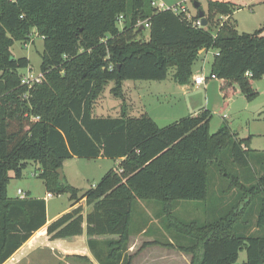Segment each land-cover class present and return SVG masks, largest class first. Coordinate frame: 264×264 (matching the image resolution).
<instances>
[{
	"label": "trees",
	"instance_id": "trees-1",
	"mask_svg": "<svg viewBox=\"0 0 264 264\" xmlns=\"http://www.w3.org/2000/svg\"><path fill=\"white\" fill-rule=\"evenodd\" d=\"M151 2L0 0V264L46 223L44 198L7 195L10 178H21L30 162L38 165L47 193L66 191L72 201L47 225L48 236L84 232L98 264L132 263L127 249L135 200L160 202L166 226L188 238L143 246L190 253V264H239L242 250V264H264V156L252 153L250 135L238 137L227 123L209 132L207 109L163 126L146 112L92 113L108 81L120 95L125 79L162 80L172 69L174 82L185 84L200 52L208 50H216L210 74L223 80L224 97L234 94L233 83L247 99L256 95L251 83L264 76V25L239 33L231 15L242 5L207 0L206 24L195 26L197 10L175 13ZM32 33L43 41L41 78L28 86L20 72L29 59L13 57L11 46L30 40ZM227 149L230 167L223 159ZM253 155L262 159L258 173L250 166ZM72 157L119 162L79 195L57 173ZM211 165L228 181L222 190L233 189L231 201L211 220L170 222L178 200L207 198ZM82 199L89 206L85 215L76 205ZM71 257L93 264L85 256Z\"/></svg>",
	"mask_w": 264,
	"mask_h": 264
},
{
	"label": "rangeland",
	"instance_id": "rangeland-1",
	"mask_svg": "<svg viewBox=\"0 0 264 264\" xmlns=\"http://www.w3.org/2000/svg\"><path fill=\"white\" fill-rule=\"evenodd\" d=\"M196 1L200 3V9L206 10L207 0ZM233 1L242 5L233 13V20L237 23L236 29L239 33H251L264 25V0ZM155 3H162L166 6L184 4L190 15L197 10L193 6V0H155ZM42 51V38L35 33H32L31 40L15 41L12 44L13 57H27L30 62L28 68L21 70V78H26L29 75L32 78H41L39 66ZM215 53L216 50L200 52L198 59L193 63L191 78L185 84L174 82L172 69L162 80L125 79L121 85L120 95L112 92L115 83L108 81L96 98L92 113L95 116H119L125 111L131 116H138L140 113L146 112L158 125L163 126L198 110L207 109L210 113L209 132H215L222 124L227 123L238 137L250 135L252 153L264 156V76L252 80L251 87L256 92L252 99H247L237 83H233L234 94L224 97L221 89L223 80L208 77L210 62ZM196 76H207L208 79L202 86L194 87L193 79ZM34 82L30 81L31 84ZM228 149L224 151L223 159L230 167ZM261 156L259 159L254 155L251 158L250 166L256 173L261 171L259 169ZM118 162L106 157L91 159L72 157L63 160L60 170L64 182L75 187L81 195L87 189L94 187L110 168L118 165ZM37 168V164L30 162L23 170L21 178L11 177L8 183L9 192L12 190L15 192L17 188L24 191L30 189L32 195L45 197L46 212L49 216L60 211H68L72 202L69 193L66 191L59 194L52 192V196L47 197L44 182L38 177ZM9 175L12 176V172ZM227 182L226 178L219 175L217 168L211 165L208 169L207 198L194 201L178 200L176 208L169 218L170 222L173 220L202 222L215 218V210L220 209L221 205L229 201L230 193H224V195L222 190ZM133 208L131 231L145 227L148 231L154 232L161 241L187 243L186 236H178L175 228L166 226L169 222L166 216L165 219L163 217L164 213L160 202L135 200ZM221 212L219 210V213ZM244 260L245 252L242 250L239 252L237 262L242 264Z\"/></svg>",
	"mask_w": 264,
	"mask_h": 264
},
{
	"label": "crops",
	"instance_id": "crops-1",
	"mask_svg": "<svg viewBox=\"0 0 264 264\" xmlns=\"http://www.w3.org/2000/svg\"><path fill=\"white\" fill-rule=\"evenodd\" d=\"M194 13L195 12H193V14ZM231 17L233 18V14ZM193 85H195L194 87L202 86L196 85L194 82ZM200 111L201 110H198L190 115H196ZM118 161L119 159H117V162ZM17 189L15 192L13 190L12 192L10 191V193L7 185L8 197L25 198L30 196L45 199V197H41L40 195H32L30 189L28 191L21 189L22 194L17 193ZM224 193H230V198L229 201L220 206V209L215 210L216 217L220 214L219 210L222 211L231 201L233 189L228 192H223V194ZM78 204L82 206L83 215H85L89 206L85 204L84 199L80 200L76 205ZM62 213L64 212L60 211L55 215L49 216L46 212V223L35 231H32L30 236L20 243V245L1 264H89L84 259L71 257L74 255L85 256L93 264H98L89 248L87 237L84 232L81 235L71 238L50 239L46 230L47 225ZM83 226L85 229V223ZM155 239H158L155 233L148 231L145 227H141L137 231H132L127 249V252L133 255L131 264H190L192 259L190 253L182 252L175 248L160 244H148L143 246L145 242H151ZM94 248L98 252V246H94Z\"/></svg>",
	"mask_w": 264,
	"mask_h": 264
},
{
	"label": "built area",
	"instance_id": "built-area-1",
	"mask_svg": "<svg viewBox=\"0 0 264 264\" xmlns=\"http://www.w3.org/2000/svg\"><path fill=\"white\" fill-rule=\"evenodd\" d=\"M151 4H152L155 8L159 9V10L169 9V10L175 12V13H178V12H184V13H186L187 15H189V13H188V11H187V7H186L184 4H181V3H179L178 5L166 6V5L162 4V3L156 4L155 1L152 0ZM119 19H120V18H119ZM192 23H193V25H195V26H202V25H201V20H200V18L196 19V20L193 21ZM145 25L147 26V24H145ZM30 40H31V39H30ZM208 77H210V78H215V75L210 74ZM208 77H206V76H196V77L193 79V82H194V84H196V85H202V84L205 83V81H206V79H207ZM30 81H33V82L36 81V82H38V81H40V78H38V77H34V78H32L30 75H29L28 77H26V78H21V83H23V84H27L28 86H30L31 83H32V82L30 83ZM17 193L22 194V190H21V189H17ZM46 196H47V197H51L52 194H51V193H46Z\"/></svg>",
	"mask_w": 264,
	"mask_h": 264
},
{
	"label": "water",
	"instance_id": "water-1",
	"mask_svg": "<svg viewBox=\"0 0 264 264\" xmlns=\"http://www.w3.org/2000/svg\"><path fill=\"white\" fill-rule=\"evenodd\" d=\"M199 4L200 3L198 1L193 0V6L197 9L198 17L200 18L201 25L203 26V25L206 24V19H205V16H204V11L198 7ZM57 173L59 175V179H62V173H61L60 168L57 169Z\"/></svg>",
	"mask_w": 264,
	"mask_h": 264
}]
</instances>
